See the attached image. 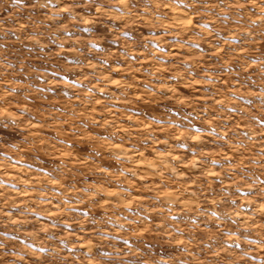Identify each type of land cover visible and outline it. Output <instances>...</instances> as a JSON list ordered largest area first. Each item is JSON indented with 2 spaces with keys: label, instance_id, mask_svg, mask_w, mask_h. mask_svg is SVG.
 <instances>
[{
  "label": "rangeland",
  "instance_id": "obj_1",
  "mask_svg": "<svg viewBox=\"0 0 264 264\" xmlns=\"http://www.w3.org/2000/svg\"><path fill=\"white\" fill-rule=\"evenodd\" d=\"M135 3L0 0V264H264V0Z\"/></svg>",
  "mask_w": 264,
  "mask_h": 264
},
{
  "label": "snow or ice",
  "instance_id": "obj_2",
  "mask_svg": "<svg viewBox=\"0 0 264 264\" xmlns=\"http://www.w3.org/2000/svg\"><path fill=\"white\" fill-rule=\"evenodd\" d=\"M98 2V0H97ZM121 4L122 5H127L128 6V9H129V12L128 14H131V8H134L136 7V3H135V0H120ZM177 4H180L182 3V0H176ZM184 7H188V5H184ZM117 11H119L120 13H124L125 12V8L124 7H118L116 8ZM189 24L192 23L191 20L188 21ZM215 163V162H214ZM40 251H44V249H40Z\"/></svg>",
  "mask_w": 264,
  "mask_h": 264
}]
</instances>
